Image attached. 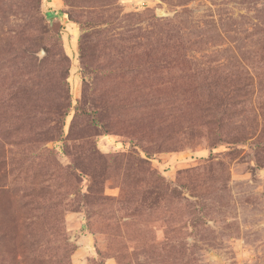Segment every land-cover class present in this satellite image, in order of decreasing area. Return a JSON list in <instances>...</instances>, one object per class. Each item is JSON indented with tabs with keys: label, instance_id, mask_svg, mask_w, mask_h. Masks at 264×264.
I'll return each mask as SVG.
<instances>
[{
	"label": "rangeland",
	"instance_id": "rangeland-1",
	"mask_svg": "<svg viewBox=\"0 0 264 264\" xmlns=\"http://www.w3.org/2000/svg\"><path fill=\"white\" fill-rule=\"evenodd\" d=\"M0 264H264V0H0Z\"/></svg>",
	"mask_w": 264,
	"mask_h": 264
}]
</instances>
